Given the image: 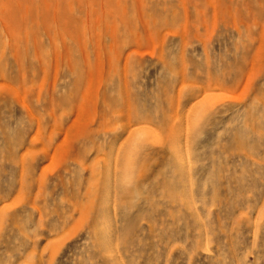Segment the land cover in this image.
Returning <instances> with one entry per match:
<instances>
[{
    "label": "rangeland",
    "instance_id": "1",
    "mask_svg": "<svg viewBox=\"0 0 264 264\" xmlns=\"http://www.w3.org/2000/svg\"><path fill=\"white\" fill-rule=\"evenodd\" d=\"M0 264H264V0H0Z\"/></svg>",
    "mask_w": 264,
    "mask_h": 264
}]
</instances>
